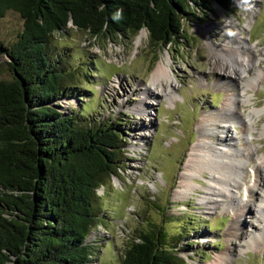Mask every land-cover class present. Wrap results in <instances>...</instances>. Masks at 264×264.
Segmentation results:
<instances>
[{"label":"rangeland","instance_id":"1","mask_svg":"<svg viewBox=\"0 0 264 264\" xmlns=\"http://www.w3.org/2000/svg\"><path fill=\"white\" fill-rule=\"evenodd\" d=\"M195 13L183 38L158 51L150 47L145 28L105 40L69 25L49 39L51 61L69 74L63 83L66 97L57 101L60 111L85 124L118 122L126 141L121 167L104 176L96 190L95 223L87 237L92 264H118L150 222L177 236L182 264H217L224 256L226 264H264V196H256L262 188L256 167L264 173V0L213 3L212 12ZM21 29L20 16L6 11L0 18L2 45L13 43ZM238 42L250 63L243 77L231 70L238 72L232 58L224 70L215 66ZM8 61L0 51V80L12 77ZM161 62L168 69L163 92L151 81ZM230 100L235 122L217 124L209 139L233 144L240 155V188L230 187L233 198L208 209L200 199L209 187V172L191 174L185 166L209 133L201 124L224 112ZM182 175L193 182L184 195ZM257 233L263 240L253 245Z\"/></svg>","mask_w":264,"mask_h":264},{"label":"trees","instance_id":"2","mask_svg":"<svg viewBox=\"0 0 264 264\" xmlns=\"http://www.w3.org/2000/svg\"><path fill=\"white\" fill-rule=\"evenodd\" d=\"M231 0H0L22 19L0 51L10 80H0V264H92L86 237L95 223L96 190L124 157L118 122L81 123L60 111L69 74L51 61L50 37L72 25L92 38L148 31L158 50L183 38L195 11ZM180 240L150 222L118 264H182Z\"/></svg>","mask_w":264,"mask_h":264},{"label":"bare ground","instance_id":"3","mask_svg":"<svg viewBox=\"0 0 264 264\" xmlns=\"http://www.w3.org/2000/svg\"><path fill=\"white\" fill-rule=\"evenodd\" d=\"M139 42L140 40L138 39V43ZM235 46H236L235 49L233 48H232L233 50L229 49L228 54H221L219 58V63H217V65L215 66L216 67L218 66L219 67L218 69L220 70H224L227 68L225 67L226 59L232 58L233 64L235 65L236 68H238V72H235V70L233 69L231 70L235 73V75L243 77V75L247 74L246 73L247 71H245L247 64H250L248 57L246 55L248 53L243 54L245 48H243L244 46H242V42H238L237 45ZM226 55H228L229 57H226ZM167 71L168 69L162 62L159 63L158 66L153 71V74L151 76V81L155 90L162 92L164 91V86L161 80H168ZM156 85L158 87H156ZM148 93L150 94V92ZM148 93L144 94L145 100L149 95ZM151 93L154 94L153 92ZM225 106L228 108L226 109L223 108L224 112H217L211 114L206 118L205 123L201 124L200 126L201 131L204 132L209 131V133L201 137L200 140L201 144L197 146V148L192 149V152L189 154V160L187 159L188 163L185 166V169L189 171L191 174L192 173L199 174L202 172V170H206L209 172V187L205 188V194L200 199V203L204 204L206 207H208V209H213L216 204H221V203L223 204L225 202L227 203L228 200L232 199L233 192L231 191V189H229L230 187H232L233 189L236 188L237 190H239L240 188L239 175L242 174L241 173L242 168H240L242 167V165L241 163H238L240 161L239 159L240 155H238L237 151L233 149L234 147L233 144H227V142L224 140L221 141L220 143L211 142V140L209 139V136L214 133L215 128H220L217 124L219 123L232 124L233 122H235V114L232 112L230 107L233 106L231 100L229 101L228 104H225ZM147 108H149V106ZM256 114L258 113L256 112ZM248 122L250 125L251 124L250 120ZM249 125L246 131L249 132L248 134H251L252 128ZM222 129L224 128L222 127ZM225 129L227 130L226 126ZM216 134L218 135V132H216ZM261 171H262V166L260 167L257 166L256 178L258 183L256 182V184H258V186L262 184V188L260 189V194L256 195L257 198L264 196V173ZM180 177H179L180 189L183 188V193L182 192L181 193L184 195V193L187 194L191 192L193 190V186H192L193 182L192 181L190 182V177H186L184 175ZM241 214L243 216V212H241ZM236 218L239 221L241 217L238 218V214H237ZM260 240H263L262 234L257 233L252 236L251 243L253 245H256ZM225 259H226L225 256L222 257V259H219L217 257V264H226Z\"/></svg>","mask_w":264,"mask_h":264},{"label":"clouds","instance_id":"4","mask_svg":"<svg viewBox=\"0 0 264 264\" xmlns=\"http://www.w3.org/2000/svg\"><path fill=\"white\" fill-rule=\"evenodd\" d=\"M89 233H90V232H89ZM87 237H88V236H87ZM87 237H86V239H87ZM87 240H88V239H87ZM87 240H86V241H87Z\"/></svg>","mask_w":264,"mask_h":264},{"label":"water","instance_id":"5","mask_svg":"<svg viewBox=\"0 0 264 264\" xmlns=\"http://www.w3.org/2000/svg\"><path fill=\"white\" fill-rule=\"evenodd\" d=\"M1 52H3V50L1 49Z\"/></svg>","mask_w":264,"mask_h":264},{"label":"built area","instance_id":"6","mask_svg":"<svg viewBox=\"0 0 264 264\" xmlns=\"http://www.w3.org/2000/svg\"><path fill=\"white\" fill-rule=\"evenodd\" d=\"M88 241V240H87ZM92 243V242H91Z\"/></svg>","mask_w":264,"mask_h":264}]
</instances>
